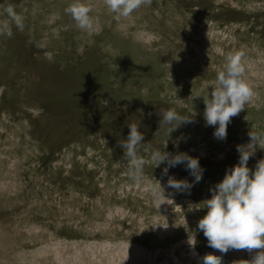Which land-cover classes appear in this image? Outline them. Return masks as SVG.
Here are the masks:
<instances>
[{
    "label": "rangeland",
    "instance_id": "1",
    "mask_svg": "<svg viewBox=\"0 0 264 264\" xmlns=\"http://www.w3.org/2000/svg\"><path fill=\"white\" fill-rule=\"evenodd\" d=\"M71 2L0 0L24 17L22 30L0 35V264H203L207 253L247 264L259 250L208 247L196 228L207 209L195 206L238 162L237 144L251 130L264 136V0H151L120 19L87 0L91 35L65 11ZM236 51L255 95L218 140L197 95ZM169 106L197 112L170 136L160 128ZM131 120L144 133L139 183L119 143ZM164 146L199 157L191 189L167 187L168 176L193 181L183 164L163 175L149 159ZM261 158L258 149L249 166Z\"/></svg>",
    "mask_w": 264,
    "mask_h": 264
},
{
    "label": "clouds",
    "instance_id": "2",
    "mask_svg": "<svg viewBox=\"0 0 264 264\" xmlns=\"http://www.w3.org/2000/svg\"><path fill=\"white\" fill-rule=\"evenodd\" d=\"M150 2L151 0H105L116 19L127 18L143 4ZM65 11L71 15L79 29L89 35L97 31L95 19L90 15L92 8L87 0H72ZM0 15L6 17L0 19V35L11 37L13 25L20 30L24 28V17L17 13L11 3L0 4ZM36 47L44 49L46 42H37ZM45 54L49 60L52 59L50 52ZM242 57L243 53L239 51L227 53L224 69L218 71L215 81L207 85L208 89L212 86L211 92L197 95L203 96L205 124L214 127L213 136L218 140L227 138L231 118L244 109L255 95L251 83L244 76L246 67ZM160 114V128L168 125L167 132L170 136L181 125L193 123L197 112L194 109L181 114L175 107L169 106L161 108ZM140 124L141 122L131 120L127 137L119 141L128 163V174L137 183L143 180V169L147 162L140 154L144 144V133L140 130ZM248 135V142L236 146L238 162L229 167L223 179L211 189L212 195L203 201V207L195 206L197 209H207L196 228L203 232L208 247L217 252L227 253L229 249H247L251 252L257 249L259 251L254 257L246 260L247 264H264V158L259 159L254 168L248 164L250 157L258 149L264 150V136L252 130ZM178 140L174 141L177 147ZM165 148L166 146L153 148L149 159L155 162V167L162 163L165 165L162 169L163 175H168L170 168L183 164L192 175L193 181L168 176L167 187L177 191L191 189L194 183L203 178L204 168L199 157L185 151L169 152ZM159 185L161 186L160 182ZM151 190L153 195L157 194L156 185ZM188 243L195 247L194 232L189 235ZM203 264H220V257L207 253L203 256Z\"/></svg>",
    "mask_w": 264,
    "mask_h": 264
},
{
    "label": "bare ground",
    "instance_id": "3",
    "mask_svg": "<svg viewBox=\"0 0 264 264\" xmlns=\"http://www.w3.org/2000/svg\"><path fill=\"white\" fill-rule=\"evenodd\" d=\"M243 252V251H242Z\"/></svg>",
    "mask_w": 264,
    "mask_h": 264
}]
</instances>
